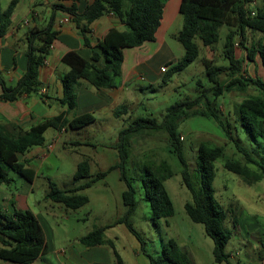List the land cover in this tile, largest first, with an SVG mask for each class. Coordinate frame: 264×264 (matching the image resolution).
Wrapping results in <instances>:
<instances>
[{
	"label": "trees",
	"instance_id": "trees-1",
	"mask_svg": "<svg viewBox=\"0 0 264 264\" xmlns=\"http://www.w3.org/2000/svg\"><path fill=\"white\" fill-rule=\"evenodd\" d=\"M71 1V6L54 5L69 18V23L82 34L84 44L90 45L88 34L91 24L104 15L113 14L126 27V30L111 29L92 50L90 60L83 58L78 52L66 53L62 62L69 71L61 78L62 97L60 103L67 110L48 119L28 131H23L15 125L0 124V186L10 185L13 179L9 176L14 172L26 182L32 184L36 173L25 162L18 160L19 154H25L35 146L45 143V132L53 128L61 131L65 128L82 129L95 121L90 114H82L71 119L67 114L76 107L75 86L80 80H86L96 89L116 88L117 80L121 77L124 63V51L142 47L144 44L156 41L164 14L166 0H93L83 12L78 11L77 3L82 0ZM255 0H181L179 13L183 17L181 30L174 37L184 48L183 57L175 63L166 66L163 81L168 82L171 77L193 64L200 56L201 46L211 48L220 40L222 27L230 30L226 34L223 56L227 65H215L212 60L203 59L205 74L209 86L198 82L200 92L194 98H186L167 108L161 120L155 117H138L118 133L117 142L113 147L118 152L119 162L107 171L91 175L88 160L77 165L74 182L85 179V182L68 190L60 189L49 180V191L46 199L62 204L72 210H77L89 203V198L80 193L91 188L97 181L103 180L114 170L120 171V179L126 183V190L122 193L125 215L114 225H125L127 230L139 241L141 251L149 259V264H191L188 253L174 240L164 241L161 238V250L157 256L146 253L141 234L134 228L131 217L136 211L137 200L133 180L127 177L126 167L130 159L131 140L136 135L162 133L167 136L169 150L181 165V177L185 187L191 194V201L184 206L186 214L192 222L201 224L205 234L213 241L214 261L217 264H232L230 253L226 248L232 237V229L227 226L229 213L216 197L214 180L216 177L215 163L224 156V147L210 146L201 143L196 154V174L191 173L184 151L183 137L179 132L182 122L191 117H203L214 122L235 148L236 153L243 156L245 164L227 160L224 167L230 172L244 176V180H256L257 175L248 166L257 167L264 176V5L250 6ZM12 0L8 7L0 12V36L5 35L11 23V17L17 5ZM54 16L45 28H30L27 34V68L15 86H8L0 70V101L13 102L23 95H31L39 89V70L49 54V48L57 38L54 30ZM250 31L260 35L261 40L248 46L246 34ZM244 48L245 56L237 54V48ZM104 60V66L96 63ZM260 61L263 76H252L248 73L246 62L256 64ZM227 75L229 80H220L221 74ZM253 87L257 95L243 99L235 106V125L229 120L232 115L224 114L218 99L224 93L237 88L245 91ZM235 132V134H234ZM245 134L250 139L247 148L240 138ZM248 165V166H247ZM254 173V174H253ZM174 173L164 162L146 167L141 178L144 200L151 209V218L156 229L160 227V220L174 215V205L166 189L165 182ZM10 211L0 210V260L9 264H32L47 252V242L43 227L30 210L18 209L11 202ZM238 220H233V228H238ZM111 226L96 228L81 238V243L87 247L108 245L112 248L116 264H124L117 252L113 241L105 236V231Z\"/></svg>",
	"mask_w": 264,
	"mask_h": 264
},
{
	"label": "rangeland",
	"instance_id": "rangeland-1",
	"mask_svg": "<svg viewBox=\"0 0 264 264\" xmlns=\"http://www.w3.org/2000/svg\"><path fill=\"white\" fill-rule=\"evenodd\" d=\"M11 1L2 0V4L7 7ZM259 3L264 5V0H255L250 6L254 9ZM23 6L17 13L20 16H24L28 10ZM36 9L42 13L44 11L42 6H37ZM46 10L49 17L52 8L49 6ZM178 14L179 12L169 13L170 16L176 15L181 19L175 21L167 30L164 27L159 29L155 42L146 43L142 48L137 49L136 56L137 60L141 61L142 78L134 80L125 91L127 100L123 103L125 111L122 117H113L111 112L106 111L104 115L98 116L96 124L85 129L69 128V132L60 138L57 137L55 129H48L43 145L45 150L40 155L43 158L49 156V159L38 172L34 186L14 172L9 173L13 179L12 183L0 186V192L3 193V198L0 197V206L4 198L6 200V195H10L18 209L20 207L22 210L30 209L39 219L49 245L48 249L54 251L51 256H55L59 250L69 252L74 248L84 257L97 256V259L103 257L104 264H116L111 247L108 245L87 247L80 240L96 228L114 225L125 215L126 207L123 204L122 193L127 187L120 179V171L117 169L109 172L103 180L97 181L91 188L81 192V195L89 198V203L77 210L46 199L49 180L62 190L71 189L85 182V179L74 182L77 165L85 160L90 162L93 177L99 172L107 171L119 162L117 150L111 147L118 138V134L112 131L113 127L120 131L138 117H155L161 120L172 104L197 96L201 90L198 82L206 87L210 85L205 74L204 58L212 60L218 66L227 65L223 56V46L230 29L225 26L221 28L220 40L216 45L211 48L201 46L199 58L185 70L174 74L165 84L162 67L170 66V63L177 62L184 55V48L174 37L183 25V17ZM246 37L245 44L248 46L261 40L260 35L250 31L247 32ZM237 54L244 58V48L239 46ZM246 64L249 74L263 76L260 61L253 65L250 62ZM220 80L227 82L229 77L223 73L220 75ZM257 94V90L253 87L245 91L234 88L224 93L217 102L224 114L232 115L229 120L233 123L235 106L243 99ZM233 124L235 125V122ZM179 132L184 139L185 156L191 173L196 174V154L201 143L212 147H224V156L215 163L214 188L216 197L230 215L227 226L233 230L226 251L230 253V262L233 264H263L264 176L257 167L247 165L255 176L257 175V179L244 180V176L230 172L224 167L227 160L245 166L246 162L241 154L236 153L232 143L225 138L214 122L203 117H191L181 123ZM240 138L247 148H251L250 139L245 134ZM130 152L126 167L127 177L133 180L137 200L131 222L146 243V253L157 256L162 246L161 238L164 241L174 239L188 253L191 264H217L214 261L213 241L205 234L204 227L192 222L186 214L184 206L191 201V194L182 181L181 165L169 150L167 136L162 133L136 135L131 140ZM164 162L174 173L173 177L165 182V186L173 202L175 213L167 219L160 220V227L156 229L150 220V206L144 200L141 178L145 174L146 167ZM235 218L239 222L236 229L233 228ZM105 235L107 239L113 241L124 264L148 263L149 259L141 251L139 241L125 225H115L108 229ZM99 250L104 251L105 254L102 255ZM34 264L45 263L37 261Z\"/></svg>",
	"mask_w": 264,
	"mask_h": 264
},
{
	"label": "crops",
	"instance_id": "crops-1",
	"mask_svg": "<svg viewBox=\"0 0 264 264\" xmlns=\"http://www.w3.org/2000/svg\"><path fill=\"white\" fill-rule=\"evenodd\" d=\"M17 1L18 3L11 17V23L8 30L5 35L0 36V70L2 71L8 86H15L26 71L27 34L29 29L33 27L45 28L51 20V16H54V30L58 32L57 38L54 41L52 48H49V54H47L44 64L39 70L40 86L38 91L28 96L23 95L13 102L0 101V124L15 125L23 131H28L31 127L51 119L67 110V107L62 105L59 101L62 97L61 78L69 71V68L62 62L63 56L70 51H76L86 60H90L92 50L96 51V44L105 37L109 30L118 29L120 31H124L126 30V27L113 14L104 15L91 24V33L88 34L90 45L86 46L84 44L82 34H80L72 23H62V21L68 18V16L54 7L56 4L71 6V1ZM92 1L93 0H82L81 2H78L76 4L78 11L83 12L85 7ZM180 2L181 0H167L164 7V14L160 29L164 27L167 30L175 21L181 19L178 16L176 17V15H169V13L179 12ZM22 5H24L23 8H28L26 11L27 13L24 16L17 14L20 12ZM37 6H42L44 8L43 13L36 9ZM49 6L52 8V11L48 17L46 14V8ZM259 6L263 5L259 3ZM7 7L3 6L2 0H0V12L5 10ZM178 15L181 14L179 13ZM138 48L127 49L124 51L125 59L122 65L121 77L117 80L116 88L96 89L86 80H80L75 86L77 95L76 107L67 114V117L71 119L75 116L86 113L92 114L95 117V121L82 129L96 124L98 122V116L101 114L104 115L106 111L111 112L113 117H122V113L125 111L123 103L127 100L124 95L125 91H127L128 86L131 85L134 80L142 78V70L140 67L141 61L139 62V59L137 60L138 57L136 56ZM96 64L99 67H103L104 60L100 59V61ZM56 131L57 137L60 138L63 134L69 132V128ZM112 131L116 133V135L119 133V130H116L115 127H113ZM44 150L45 148L43 145L35 146L29 149L25 154L17 155L19 161L25 162L27 166L36 173V177L38 172L45 166L47 160L49 159V156L43 158V156L40 155ZM35 179L31 184L32 186H34ZM2 194L3 193L0 192L1 198H3ZM10 200V195H6V200L4 198L3 203L0 206L1 211H10V205L12 202V200ZM14 206L16 207V203H14ZM108 226L111 227L107 228L106 231L115 225ZM48 246L49 245L47 243V249ZM53 252L54 251H51L49 248L46 254L40 256L32 264L37 261L44 262L45 264H104L103 257H101V259H97V256L84 257L83 255L78 254L74 248H71L69 252H67V250H59L56 252L55 256H51L50 254ZM99 253H102V255L105 254L102 250H99ZM0 263L6 262L0 260ZM145 264H149V261Z\"/></svg>",
	"mask_w": 264,
	"mask_h": 264
},
{
	"label": "built area",
	"instance_id": "built-area-1",
	"mask_svg": "<svg viewBox=\"0 0 264 264\" xmlns=\"http://www.w3.org/2000/svg\"><path fill=\"white\" fill-rule=\"evenodd\" d=\"M254 3V2H253ZM70 21H69V18H66L62 21V23L64 24H68ZM50 48H52V46H50ZM163 72H166V67H162L161 69Z\"/></svg>",
	"mask_w": 264,
	"mask_h": 264
}]
</instances>
